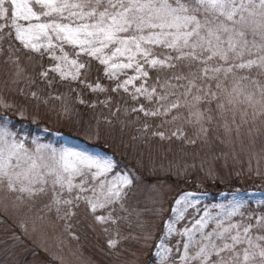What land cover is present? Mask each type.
Instances as JSON below:
<instances>
[{"label":"snow or ice","instance_id":"1","mask_svg":"<svg viewBox=\"0 0 264 264\" xmlns=\"http://www.w3.org/2000/svg\"><path fill=\"white\" fill-rule=\"evenodd\" d=\"M5 41L18 42L41 58L47 54L54 66L41 71V77L47 79L52 72L62 80L78 81L84 76L80 82L85 87L105 93L109 88L101 83H86L97 62L102 66L97 72L114 83L110 91L123 90L135 102L131 113L137 118L143 114L144 132L150 128L149 118H164L159 127L184 119L207 136L213 102L226 136H239L244 125L250 133L257 119V130H264V0H0V52ZM9 60L19 65V57ZM32 96L37 98L35 92ZM144 101L154 106L146 107ZM2 107L6 115L29 118L25 108ZM181 109L187 110L186 116ZM15 129L0 117V189L14 196L17 210L26 201L48 197L44 209L55 211L57 220L74 216L73 209L83 203L100 225L116 223L110 213L98 210L117 204L123 210L134 179L117 172L107 152L39 143ZM178 133L179 128L170 136L160 130L151 134L164 140L181 138ZM94 138H101L98 128ZM208 178L216 176L209 173ZM191 197L185 193L175 200L159 238L143 230L139 239L151 250L143 264H264V211L249 214L248 203L238 197L201 210ZM154 211L162 214L163 204ZM116 245L109 238V248Z\"/></svg>","mask_w":264,"mask_h":264},{"label":"rangeland","instance_id":"2","mask_svg":"<svg viewBox=\"0 0 264 264\" xmlns=\"http://www.w3.org/2000/svg\"><path fill=\"white\" fill-rule=\"evenodd\" d=\"M10 44L11 53L8 51ZM9 57L11 60L19 57V65L11 63ZM93 64L86 83L94 86L99 82L109 88L108 92L93 93L80 82L84 76L78 81L62 80L58 74L49 72L45 79L40 72L54 66L47 54L41 58L38 54L27 53L18 42L3 43L0 117L15 124V130L29 140L56 147H87L89 151L107 152L117 164L116 171L130 175L134 183L123 210L119 204L98 210L97 214L107 216L110 213L116 220L115 224L106 225L97 223L83 203L73 209L74 216L57 220L55 211L49 213L44 209L48 197L26 201L17 210L14 196L0 189V264H143L150 259L151 251L139 239L143 230L150 229L159 238L163 225L172 215L175 200L185 193H191V198L199 201L201 210L238 197L248 203L249 214L254 212L259 216L264 211V184L260 183L264 178V130H257L261 127L259 119L250 133L249 125H244L239 136L235 133L226 136L222 121L215 118L216 104L213 102L214 119L208 125L207 136L198 134L184 119L159 127L164 118H149L150 128L144 132L143 114L137 118L131 113L135 102L123 90L111 92L114 83L104 78L103 71L97 72L102 66L97 62ZM251 75L255 78L256 70ZM135 83L138 86L140 81ZM129 88L131 91L132 86ZM33 92L37 98H33ZM57 96L60 99H56ZM78 99L85 103L80 104ZM101 101L109 103L105 106ZM5 103L25 108L29 118L21 120L13 113L6 115L2 107ZM144 103L146 107L154 106L147 101ZM180 112L182 116L187 115L186 109ZM248 112L250 117L251 109ZM239 120L238 114L237 122ZM97 128L99 140L94 138ZM177 128L182 133H178L179 139L172 136L161 140L151 134L160 130L170 136ZM85 132L93 138L87 139ZM193 139L194 144L189 142ZM209 173L216 179H209ZM161 204L164 211L159 214L154 210ZM193 211L189 209V213ZM39 216L44 219L40 220ZM191 218L189 215V220ZM34 223L36 231H33ZM21 224L28 229L27 233ZM105 227L107 232L103 230ZM14 236H18L19 241L13 239ZM109 238L117 241L115 248H109Z\"/></svg>","mask_w":264,"mask_h":264}]
</instances>
